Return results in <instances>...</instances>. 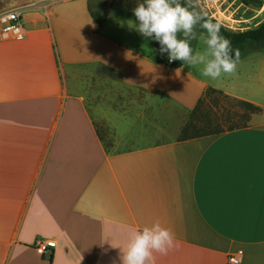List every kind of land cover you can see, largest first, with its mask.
<instances>
[{"label": "crops", "instance_id": "0c3cea01", "mask_svg": "<svg viewBox=\"0 0 264 264\" xmlns=\"http://www.w3.org/2000/svg\"><path fill=\"white\" fill-rule=\"evenodd\" d=\"M12 5L29 20L23 39L0 41V264H121L129 232L156 220L178 245L156 264H227L237 252L264 264V123L117 150L66 79L82 65L113 70L124 88L160 95L177 136L208 87L264 107L249 97L264 93V72L254 83L237 66L214 83L159 63L152 45L143 53L109 31L111 10L95 21L89 0ZM142 114L107 121L131 137Z\"/></svg>", "mask_w": 264, "mask_h": 264}, {"label": "rangeland", "instance_id": "374dc122", "mask_svg": "<svg viewBox=\"0 0 264 264\" xmlns=\"http://www.w3.org/2000/svg\"><path fill=\"white\" fill-rule=\"evenodd\" d=\"M260 1L261 5L259 8L245 6L240 0H219L217 4L221 5L224 11L227 10L225 12L227 16V21H224L225 25L232 27L233 31H245L264 21V0ZM138 3L139 1L136 0H89V8L92 13L99 14L101 18L105 17L111 10L108 24H106L109 31L116 33L118 36L120 35L121 41L136 43L144 53L147 47L152 45L155 40L142 37L137 31L130 29L128 26L129 20L136 22L132 10ZM12 4H14V0H0V12L13 10ZM198 10L204 13L199 6ZM28 17L27 13L22 15L21 21L23 25L27 26ZM115 20L119 21L121 25L116 26ZM191 44L194 51H202L204 49V45L198 40H193ZM244 58L245 60L241 61L240 65H237L239 69L243 66L241 75L244 76L246 73L251 75L252 73L254 75V83H256L258 72H261V70L264 72V52L259 54L251 53ZM185 65L195 75L202 76L200 67ZM222 77H227V75ZM221 78L214 80V83L220 82ZM66 79L68 90L71 93L81 95L90 107V111L94 112V117L97 118L95 125L99 135L107 145H112L119 139L121 143L116 146V149L128 150L139 146L169 141L175 137L178 139L180 132L176 134L177 136L174 135L178 122L173 120L169 113L165 111L163 99L160 95H148L139 90L126 89L123 87L118 73L100 65L79 66L71 74H68ZM256 89L257 87H254L255 92ZM259 92L258 90L249 97L264 104V93L260 92V96H258ZM205 102L206 105H209L211 99L208 98ZM261 108L262 111L260 113L250 116L246 126L264 123V107ZM128 111L131 113L143 112L138 125L134 129L135 132H132V138L129 134L118 135L112 126H109V121H107L108 118L117 120L123 117L126 118L128 116L126 112ZM221 125L223 128L228 126L227 123H222Z\"/></svg>", "mask_w": 264, "mask_h": 264}, {"label": "clouds", "instance_id": "9594fccd", "mask_svg": "<svg viewBox=\"0 0 264 264\" xmlns=\"http://www.w3.org/2000/svg\"><path fill=\"white\" fill-rule=\"evenodd\" d=\"M199 0H143L132 10L136 22L128 21L130 29L142 37L155 40L161 55L169 63L180 61L190 67H200L203 77L216 80L236 73L240 62L239 49L221 34V25L206 13L198 11ZM202 29L198 32L197 28ZM198 40L202 51H194L191 42ZM171 229L159 220L142 229H132L120 248L121 264H156L158 256L167 255L177 247Z\"/></svg>", "mask_w": 264, "mask_h": 264}, {"label": "trees", "instance_id": "16d2710c", "mask_svg": "<svg viewBox=\"0 0 264 264\" xmlns=\"http://www.w3.org/2000/svg\"><path fill=\"white\" fill-rule=\"evenodd\" d=\"M136 1L143 2V0ZM240 1L243 5L254 8H259L261 5L260 0ZM180 3L185 5L186 0H180ZM91 16L95 21H100L101 19L100 15L96 13L91 12ZM212 21L218 23L213 19ZM197 31L202 32L203 30L198 27ZM221 34L231 41L233 50L239 49L240 59L251 53L264 52V21L245 31H231L221 25ZM159 48L160 45L156 41H153L152 52L155 60L166 64V61H168L167 54L161 55ZM179 65L180 61L172 63L173 67H179ZM208 98L211 99V103L206 105L205 101ZM261 111L262 108L253 103L230 97L219 90L208 87L187 116L180 130L178 140L181 141L245 128L250 116L258 114ZM222 123H227V128H223Z\"/></svg>", "mask_w": 264, "mask_h": 264}, {"label": "built area", "instance_id": "2783aa9c", "mask_svg": "<svg viewBox=\"0 0 264 264\" xmlns=\"http://www.w3.org/2000/svg\"><path fill=\"white\" fill-rule=\"evenodd\" d=\"M219 0H199V7L207 14L208 17L218 22L227 30L233 31V28L225 25L227 16L221 5L217 4ZM224 15V16H222ZM22 14L19 10L13 9L0 12V41H18L25 37V28L21 21ZM169 63V60H168ZM173 63V62H172ZM169 63V64H172ZM36 253L43 258L52 253L51 245L42 240L34 244ZM241 253H232L227 258V264H240Z\"/></svg>", "mask_w": 264, "mask_h": 264}]
</instances>
